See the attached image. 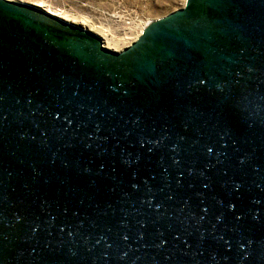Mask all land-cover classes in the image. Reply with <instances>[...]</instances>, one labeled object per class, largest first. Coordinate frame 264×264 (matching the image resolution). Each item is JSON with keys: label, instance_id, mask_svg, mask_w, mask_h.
Wrapping results in <instances>:
<instances>
[{"label": "water", "instance_id": "water-1", "mask_svg": "<svg viewBox=\"0 0 264 264\" xmlns=\"http://www.w3.org/2000/svg\"><path fill=\"white\" fill-rule=\"evenodd\" d=\"M212 1L206 40L166 32L184 8L144 26L176 64L142 93L99 34L0 0V264H264V0Z\"/></svg>", "mask_w": 264, "mask_h": 264}, {"label": "flooded vegetation", "instance_id": "flooded-vegetation-1", "mask_svg": "<svg viewBox=\"0 0 264 264\" xmlns=\"http://www.w3.org/2000/svg\"><path fill=\"white\" fill-rule=\"evenodd\" d=\"M183 8L184 13L182 11L177 18V22L165 24L166 32L181 37L195 36L201 40H206L205 34L211 32L214 28L221 27V23H217L219 18H225L233 11V5L229 2L220 3L212 0H185L184 5L176 10ZM192 14L194 16L189 22H183L184 15L186 17ZM216 38L221 40L224 37L223 35H217ZM136 40L120 49L111 48L113 51L118 52L119 55H88L91 60L88 62L92 68H99L104 73L103 75L112 82V88L115 91L126 92L127 88L137 89L142 93L148 91L149 86L141 82L144 77L140 68H137L139 63L146 59L151 61L150 65H153L155 72L159 76L167 73L173 68V64H176V59L170 53L166 51L160 52L155 46L141 50V43L133 45ZM54 45L57 46L58 44L55 43ZM139 75L142 77H139Z\"/></svg>", "mask_w": 264, "mask_h": 264}, {"label": "rangeland", "instance_id": "rangeland-1", "mask_svg": "<svg viewBox=\"0 0 264 264\" xmlns=\"http://www.w3.org/2000/svg\"><path fill=\"white\" fill-rule=\"evenodd\" d=\"M52 8L76 24L108 31L114 39L134 41L144 26L184 5L185 0H12ZM60 13V14H61Z\"/></svg>", "mask_w": 264, "mask_h": 264}, {"label": "bare ground", "instance_id": "bare-ground-1", "mask_svg": "<svg viewBox=\"0 0 264 264\" xmlns=\"http://www.w3.org/2000/svg\"><path fill=\"white\" fill-rule=\"evenodd\" d=\"M10 1H12V0H10ZM21 3H24V2H21ZM25 3H29V2H25ZM29 4L34 6L36 9L44 11L53 17H56L58 19H62V20L66 21L68 23H71V24H76V21H74L73 19H70L68 17L63 16L61 12L53 10L52 8L45 9V8L41 7V5H39V4H33V3H29ZM76 25H79V24H76ZM80 26H82V25H80ZM82 27H85V26H82ZM85 28H87V27H85ZM87 29H89V28H87ZM89 30L99 34L102 38L104 45L108 48L120 49L123 46H125L127 44V42H130L129 40H124V39L123 40L122 39L121 40L114 39L113 36H111V34L108 31H104L102 29H96V28L90 27Z\"/></svg>", "mask_w": 264, "mask_h": 264}, {"label": "built area", "instance_id": "built-area-1", "mask_svg": "<svg viewBox=\"0 0 264 264\" xmlns=\"http://www.w3.org/2000/svg\"><path fill=\"white\" fill-rule=\"evenodd\" d=\"M142 33H143V32H142ZM142 33H141V34H142ZM141 34H140V35H141ZM140 35H139V36H140ZM139 36H138V37H139ZM138 37H137V38H138ZM137 38H136V39H137Z\"/></svg>", "mask_w": 264, "mask_h": 264}, {"label": "snow or ice", "instance_id": "snow-or-ice-1", "mask_svg": "<svg viewBox=\"0 0 264 264\" xmlns=\"http://www.w3.org/2000/svg\"><path fill=\"white\" fill-rule=\"evenodd\" d=\"M209 151H211V149H209ZM169 198H171V197H169Z\"/></svg>", "mask_w": 264, "mask_h": 264}]
</instances>
